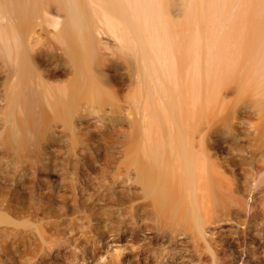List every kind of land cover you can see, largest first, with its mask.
<instances>
[{
    "label": "bare ground",
    "instance_id": "obj_1",
    "mask_svg": "<svg viewBox=\"0 0 264 264\" xmlns=\"http://www.w3.org/2000/svg\"><path fill=\"white\" fill-rule=\"evenodd\" d=\"M234 90L264 112V0H0V264H76L65 208L91 189L116 210L107 264L260 261L264 173L236 176L264 125L248 155ZM86 115L118 145L89 146ZM98 240L77 245L103 258Z\"/></svg>",
    "mask_w": 264,
    "mask_h": 264
},
{
    "label": "rangeland",
    "instance_id": "obj_2",
    "mask_svg": "<svg viewBox=\"0 0 264 264\" xmlns=\"http://www.w3.org/2000/svg\"><path fill=\"white\" fill-rule=\"evenodd\" d=\"M206 26H207V23H206ZM244 95L245 97L243 98ZM246 95L248 97H246ZM258 97H259L258 94H256L255 92H251V91L250 92H238V90H234L233 92H230L229 94L230 101H232V103H234L237 107V110L234 112V115H235L234 123L237 124V125H234L235 128L238 131H240L241 135L243 136H247L248 133L250 135L249 136L250 140L246 138L243 140V142H245L246 145H249L247 147L248 155L251 152V148H254V146L253 147L250 146L251 142L253 143L254 141L252 140V138H254V135L252 134V132L259 133L260 130H262V126L264 125V112H262L261 115L258 114V111L262 108L261 102L257 101ZM239 98L240 99L243 98V100L245 101L243 100L240 101ZM89 116L86 115V118L84 119V123L87 126L86 131H88V133L97 134L98 136L96 139H89L87 141L88 145L91 146L92 148L93 147L98 148L99 146L98 149H107V148L112 149V147L117 146L120 139L116 138V136H114L113 139L109 137H106V138L103 137V134L109 132L110 130V127H109L110 122L108 120L109 118H103L100 123L98 119H94L92 118V116L91 117ZM106 120L108 122H106ZM102 126L103 128L104 127L105 128L103 129ZM125 127L126 129H129L127 127V124L125 125ZM105 146L107 147L105 148ZM60 159H62V157H60ZM256 162H257V165L254 164L256 168L254 169L253 175L247 174V173L246 174L241 173L236 176L238 179L240 178L239 181L243 184L244 188L250 189L251 188L250 182L252 178L256 177L255 179V182H256L258 175H261L262 173H264V153L258 154V156L256 157ZM43 174L45 175V173ZM48 176H50V174H48ZM95 190L91 189L93 193L91 195L92 198H95L96 196ZM263 194L264 193L259 194V196L257 195V200L254 203V208H255L254 217L255 218L253 217V221H252L253 226L248 230V234H247V239H248L247 240V251L248 252H251V250L254 249L253 243L258 242L259 238H261L262 236L264 237V195ZM92 198L90 199V201L89 200L87 201V204H85V206H80L82 205L80 201H79L80 202V205H79L77 201L70 200L68 201L69 202L68 205L70 204V207L66 205L68 206V209L65 208L66 210H68V215H65L64 217L65 218V223L63 224L64 227L68 228L70 221L73 219L71 221L72 222L71 224L73 225V229H68L67 231V234H66L67 241L65 240L66 241L65 246L68 248V250L72 254H75L77 256V259L75 261H78V262L76 264H107L109 260L111 259L112 253L114 250V243L109 242V244H107V240L109 239H105V237L108 234H110L108 232L109 225L111 222L113 223V221L115 220V216H116L115 207L112 204L102 205V201L96 198H95L94 206H93L90 204V202H92ZM250 201H251V198H250ZM90 213H93L95 216L94 218H96V220H93V224H94L93 226L89 225V222L92 219V217H89ZM241 215L243 216L245 215V213L243 212ZM78 217L79 218L82 217V219L79 220ZM107 218H111L113 221H110V219H108L109 220L108 221L106 220ZM242 220H244L243 217L240 218V221H241L240 223L233 221V224L237 228H243L244 225H241ZM61 235L63 236V234ZM94 237L95 239L96 238L99 239L98 246L96 248V253L98 255L99 254L103 255V258L102 257L100 258L98 256V259H93L92 256L90 257V255H88L87 252L84 251L85 245H82V247H78L77 245L80 241L84 242V244L85 243L88 244L90 241H92ZM256 260H260V261H256V263H253L254 261L252 259L250 263L263 264L264 255L260 256L259 254ZM243 263L244 262H239L238 264H243Z\"/></svg>",
    "mask_w": 264,
    "mask_h": 264
}]
</instances>
